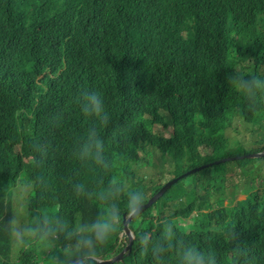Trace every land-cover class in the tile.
Returning a JSON list of instances; mask_svg holds the SVG:
<instances>
[{
	"label": "trees",
	"instance_id": "1",
	"mask_svg": "<svg viewBox=\"0 0 264 264\" xmlns=\"http://www.w3.org/2000/svg\"><path fill=\"white\" fill-rule=\"evenodd\" d=\"M111 1L121 18L101 47L91 41L81 47L88 35L74 18L61 21L45 44L26 48L17 38L27 27L17 23L11 2L0 0V263L79 264L67 255L76 244L69 231L115 206L120 227L98 254L109 258L127 242L119 237L126 193L143 191L145 203L171 175L246 153L242 145L236 152L227 147L235 120L258 124L263 132L249 150L264 149V84L252 96L233 84L264 80V0ZM93 90L104 101L106 122L81 110L82 93ZM155 124L162 126L157 132ZM170 128L169 136L160 132ZM93 132L101 149L82 155ZM255 160L230 159L172 184L129 222L135 239L117 264H179L180 248L189 245L213 253L216 264H264V182L260 166L250 165ZM57 169L51 186L35 188L27 243L23 229L17 242L12 226L20 216L7 198L17 177L32 182ZM233 172L244 175L241 187L231 182ZM227 183L234 188L222 205L224 195L213 193ZM238 190L246 196L232 204ZM197 199L213 209L183 231L177 220ZM165 223L174 228L176 247L158 257L153 250Z\"/></svg>",
	"mask_w": 264,
	"mask_h": 264
},
{
	"label": "clouds",
	"instance_id": "2",
	"mask_svg": "<svg viewBox=\"0 0 264 264\" xmlns=\"http://www.w3.org/2000/svg\"><path fill=\"white\" fill-rule=\"evenodd\" d=\"M8 1L11 2L12 15L16 17L17 23L27 27L28 29L27 34L25 36H21L17 38V41L19 42V44H21L23 47H26V48L38 47V46L45 44L51 38L52 30L56 26H58L61 23V21L72 20L74 18L78 21L80 27L88 35L87 39L81 40V47H83V45L87 41H91L93 44L101 47V43L105 42L107 39L111 25L115 24L116 20L121 18V14L117 10L114 2L111 0H8ZM226 1H227V4L230 6L231 3H234L236 0H226ZM214 12L218 13L216 10H214ZM2 21L3 19L0 18V22ZM11 57L8 59V61L11 59ZM233 84L238 90H242L245 93H247L249 96H252L255 94V89L257 85L264 84V80H258L255 77H251L248 79H235L233 80ZM80 107L85 116H96V117L101 118L105 122L108 119L104 101L102 97L100 96V94L94 90L85 91L82 93ZM235 118H238V117H235ZM262 122L264 123V121ZM231 126H234V124H232ZM255 126H259V125L256 124ZM262 126L264 127V124ZM155 127L161 128L162 126L159 124L153 125V130L157 132L158 130H155L154 129ZM262 132H263L262 130H257L258 135L261 134ZM89 137L90 138H89L88 145L86 147H82L81 149L82 155H87L89 151L93 149L95 150L96 153H99L101 149V142L99 141V139L95 137V133L94 132L90 133ZM255 140H254V143L256 142ZM235 143L238 144L239 142L236 140ZM227 144H229V141ZM241 145L244 148L248 149L246 153L236 154L233 156L221 157V158L212 160L211 162H205L203 164L193 166L187 169L185 172L189 171L192 168L198 167V166H202V168L200 169H203L207 166H212L214 164L225 162L230 159L249 158V159H258L255 161H251L250 165L254 169L260 166L259 179H258L260 180L261 172L264 170L263 169L264 154L260 156H248V155L253 154V153L264 152V149L260 151H250L249 148H253V147L247 148L242 143L241 144L239 143V145L235 149H232V150L234 152L238 151ZM227 147L229 148L228 145ZM15 149L16 151H18L19 146L17 145ZM207 149L208 147L203 146V145L198 147V151L201 154H205L207 152ZM30 157L31 156H24L23 160L25 162H28ZM59 172L60 171L57 169L55 172H52L48 174L47 176H44L43 174H39L37 178L32 182H28V180L25 177H22V176L17 177L16 179L17 183L12 187V189L16 188L19 184H23L26 187V194L21 197V201H22L21 209L17 210L16 207L12 203V196L14 193L12 189H11L12 190L11 195L9 194V196L7 197L9 202L13 205V207L15 208V210L18 212L20 216L18 220H15L13 222V226H12L13 234L17 238V242L21 241V237L19 233L22 230L23 224L25 222L27 223L26 214H27V210H29L30 199L35 193V188L37 187L47 188L51 186L55 182ZM181 174L177 176H172L171 178L170 177L167 178L166 180H164L163 185L167 181L175 177H178ZM246 176H250V174L247 173ZM182 177H179L177 181ZM176 182H173L172 184ZM32 184H34V187L32 186ZM162 194L159 197H161ZM244 194L246 196V193ZM146 199H147L146 194L141 190H133V191L126 193L125 204H126L127 213H123V228H122L123 230L119 232V237L123 238V241H124V235H125L127 242H125L124 246L121 248L119 252H117L116 254H114L113 256L109 258H99L98 257V254L102 246H104L109 241L112 233L116 232L118 228L120 227L118 224L119 210L115 206H113L110 209L106 217L97 219L90 224H85L81 226L75 225L74 226L75 229H72L69 231L68 233L69 237L74 236L76 238V244L74 247L68 250L67 255L69 257H72V256L79 257V264H117L121 262L124 256L129 254V252L131 251L133 243L131 245V248L125 250L121 258H119L118 260L107 262V263H101L104 261H109V260L114 259L116 256H118V254L122 250H124V248H126L129 239H128V235L126 234L124 230V219L127 218L128 215L130 216L135 215L132 217V219L135 218L138 214H140L142 211L147 209L157 200L156 199L151 205H149L148 207H146L145 209H143L141 212L138 213V209L144 204V201ZM199 202H203V203L199 205L200 207H197L196 205ZM194 203H195V207L190 211L189 215L184 216L182 218H178L177 220V225L183 231L189 230L190 229L189 226L195 223L194 217H197L195 213L196 212L201 213L200 209L202 208V206H206L208 208V204L205 203L204 200L202 199H197L195 200ZM22 209L24 211L23 214H21L20 212ZM212 209L213 207L211 208V210ZM131 220L128 221L127 228L129 229L131 235L133 236V242H134L135 235L132 229L128 225ZM185 220L186 222L184 224L180 223ZM17 226L21 227L19 233L14 232ZM182 226H185V229H183ZM162 231H163V239L160 242L159 246L153 250L154 253H156L158 257L161 252H165L170 248L176 247V240H175L173 226L165 223L164 227L162 228ZM26 232H27V228L24 229V241L23 242L25 244L27 243L26 242ZM149 236L151 237L150 238L151 240L154 238L152 237V234L151 235L149 234ZM53 237L57 238L56 232L53 234ZM53 242H54L53 240H49V243L52 244ZM237 253L239 255H243V250L238 249ZM44 255L45 253L42 256ZM41 262L42 261H40V263ZM178 262L179 264H216V259L213 253L205 252V251L199 250L198 248L194 246L189 245V246H184L180 248L179 253H178ZM0 264H3V263H0Z\"/></svg>",
	"mask_w": 264,
	"mask_h": 264
},
{
	"label": "rangeland",
	"instance_id": "3",
	"mask_svg": "<svg viewBox=\"0 0 264 264\" xmlns=\"http://www.w3.org/2000/svg\"><path fill=\"white\" fill-rule=\"evenodd\" d=\"M234 127H235V130H233V129L229 130V134L232 136V138L229 140V144H228L229 148L235 149L239 145V143L240 144L242 143L247 148L253 147L255 145L254 140L258 137V134H257L258 126L247 124L243 121L235 120ZM154 129L158 130L160 128L155 127ZM170 130L169 129L168 130H161L160 132L166 134L165 136H168V134L170 133ZM236 140L239 142L238 144L235 143ZM263 169H264V166H263ZM171 177H172V175L170 176V178ZM244 180H245L244 175H238L236 173H233L231 182L236 183V184H238L239 187H241ZM259 181L264 182V170L261 172V179ZM232 188H234V186L232 184L227 183L225 185V187L220 188V190H218L216 193H213V195L215 196L216 194H223L224 196L221 199V202H222L221 204L227 205L230 203L229 200L226 199V197L228 196L227 191L228 190L230 191V189H232ZM25 194H26V187L23 184H19L15 188V191H14L13 196H12V203L16 207L17 210L21 209V202H22L21 197L24 196ZM244 197H245L244 192L238 190L232 204L237 200L243 199ZM202 203L203 202H199L196 206H199ZM216 205H215V207H217ZM200 210H201L200 211L201 213H198V212L195 213V215L198 217V219L195 221V223H197L199 220H201L204 216V213L211 210V208L208 209L206 206H202V208ZM20 212H21V214H23L24 213L23 209ZM185 222H186V220L182 221L180 223L184 224ZM20 228H21L20 226H17L15 228L14 232L19 233ZM182 228L185 229V226H182ZM22 229L23 230L26 229V222L23 224ZM151 244L153 245L154 241L150 239L148 245L150 246ZM47 263L52 264L53 261L50 259ZM42 264H46V262L42 261Z\"/></svg>",
	"mask_w": 264,
	"mask_h": 264
},
{
	"label": "water",
	"instance_id": "4",
	"mask_svg": "<svg viewBox=\"0 0 264 264\" xmlns=\"http://www.w3.org/2000/svg\"><path fill=\"white\" fill-rule=\"evenodd\" d=\"M264 154V152H261V153H253V154H249L248 156H260V155H263ZM200 168H202V166H198V167H195V168H192V169H190L189 171H187V172H185V173H183V174H181L180 176H178V177H175V178H173V179H171V180H169V181H167L151 198H149V200L146 202V203H144L139 209H138V213L139 212H141L143 209H145L146 207H148L149 205H151L173 182H176L177 181V179L179 178V177H182V176H184V175H187V174H189V173H192V172H194V171H196V170H198V169H200ZM137 213V214H138ZM133 216H135V215H128L127 216V218H125L124 219V230H125V232H126V234L128 235V239H129V241H128V244H127V246H126V248H124V250H122L119 254H118V256H116L114 259H112V260H109V261H104V262H101V263H107V262H112V261H115V260H118L119 258H121V256H122V254H123V252L125 251V250H127V249H130L131 248V245H132V243H133V236L131 235V233H130V231H129V229L127 228V223H128V221L129 220H131L132 219V217Z\"/></svg>",
	"mask_w": 264,
	"mask_h": 264
}]
</instances>
